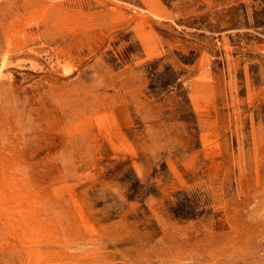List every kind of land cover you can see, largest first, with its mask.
Here are the masks:
<instances>
[{
    "label": "rangeland",
    "instance_id": "obj_1",
    "mask_svg": "<svg viewBox=\"0 0 264 264\" xmlns=\"http://www.w3.org/2000/svg\"><path fill=\"white\" fill-rule=\"evenodd\" d=\"M0 264H264V0H0Z\"/></svg>",
    "mask_w": 264,
    "mask_h": 264
}]
</instances>
